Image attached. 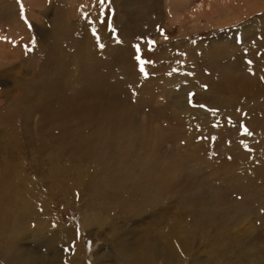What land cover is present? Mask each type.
Instances as JSON below:
<instances>
[{
	"label": "rangeland",
	"instance_id": "obj_1",
	"mask_svg": "<svg viewBox=\"0 0 264 264\" xmlns=\"http://www.w3.org/2000/svg\"><path fill=\"white\" fill-rule=\"evenodd\" d=\"M104 19L97 0H0L3 224L32 231L48 204L87 263L165 232L186 264L183 242L202 264H264V0H110Z\"/></svg>",
	"mask_w": 264,
	"mask_h": 264
},
{
	"label": "bare ground",
	"instance_id": "obj_2",
	"mask_svg": "<svg viewBox=\"0 0 264 264\" xmlns=\"http://www.w3.org/2000/svg\"><path fill=\"white\" fill-rule=\"evenodd\" d=\"M198 5L199 10H196L197 13H195V11L190 13L191 16H194V18L198 16L202 17V14H204L203 12H205L204 10L208 11L211 7L209 2H198L195 6V9ZM198 13L199 15L197 16ZM4 187L5 186L1 187L0 185V190L2 189V191L0 192V201L2 202H6L7 196L4 193ZM44 207H46V209H44ZM44 207L41 209L36 208V210L38 211L37 213L42 216L43 220L42 218H38L37 222L39 227H37L36 229H34L36 226L33 227L34 230L32 231L30 226L31 223L30 225H26L25 227H21V224L19 226L16 225L15 221L20 220V217L16 219L17 211H15L14 216H12L13 221L12 219L10 221L12 222V230H8L6 225L3 224V222H5V215H3L4 218H0V238L3 240V245H0L1 260L4 261L5 264H27V255L32 254V260L29 261L28 264H30L31 262L32 264H41L39 258L46 254H49L48 258L45 257L46 259L43 264H64L65 262L68 264H96L99 256L98 253H96L95 260L92 259L90 263H87L85 261V247L82 242L81 231L74 229L71 223L64 225L57 214L50 213V205L47 204ZM1 210H6V208L0 207V211ZM91 217L92 221L96 219L92 215ZM28 220L29 219L27 218L22 219L24 223L28 222ZM88 222L89 221H87V223ZM4 227L7 229H5ZM20 227L23 228V230L19 232L18 229ZM26 228H28V230H26ZM174 231L176 232L177 230L175 229ZM17 232H19L21 238L17 237ZM169 233L171 234V232ZM45 235L47 237H45ZM24 238L26 239V242L21 241V239ZM36 238H40L41 241L35 243ZM138 238L139 237L135 238V240L133 238L126 240L124 237H120L119 240L117 238L115 239L116 243H110L109 245H111L115 250L117 259L121 260L124 264H186L183 262L184 260L181 261L180 259L175 258V252L171 250L172 247L170 246L176 245L177 241L173 240L174 238L171 239L169 234H165V232L163 233V240L160 239V247L157 246L159 240H155L149 237H146L145 239L143 237L139 239ZM58 239L60 240L57 242ZM29 242H31V244ZM179 246L180 248L178 253L181 255L183 254L185 258L188 256V264H202L200 263V258L197 255L198 251H193L192 245L189 246L188 243L183 242Z\"/></svg>",
	"mask_w": 264,
	"mask_h": 264
},
{
	"label": "snow or ice",
	"instance_id": "obj_3",
	"mask_svg": "<svg viewBox=\"0 0 264 264\" xmlns=\"http://www.w3.org/2000/svg\"><path fill=\"white\" fill-rule=\"evenodd\" d=\"M97 3L99 5V18H100V23H104L105 22V9L108 8L110 6V0H97ZM83 7V5L81 6ZM21 15L23 16V6H21ZM88 14L87 13H83V16L86 17ZM88 23L91 24L92 21L89 19L88 20ZM107 27L109 29V31H111L113 33V35H115V29L112 27V24H111V17H108V24H107ZM161 31V35H164L163 31ZM92 35L95 37L96 39V42H97V46L101 49L104 48V45L103 43L100 42V36L98 35V32L96 30L95 27L92 28ZM165 39H167V36H165ZM117 43H120L119 40L116 41ZM239 42V40L237 41ZM147 45H148V48L149 50H152V48L155 46V41L154 40H147L146 41ZM135 49H136V56H135V59L137 60V62L139 63L140 65V72L144 74L145 77H147V73L145 72V69H144V65L146 63H151V61H145L141 58L140 56V46L139 44L137 45H134ZM30 50V49H29ZM248 63H251V61H249ZM173 71H175V69H173ZM191 95L190 94V98H189V103H191ZM201 107H203V105H201ZM215 114V113H213ZM241 127L243 128V131L244 133L248 134V135H251L250 132H248L247 128H244L243 125H241ZM215 139V138H213ZM245 147H247V145H244Z\"/></svg>",
	"mask_w": 264,
	"mask_h": 264
}]
</instances>
